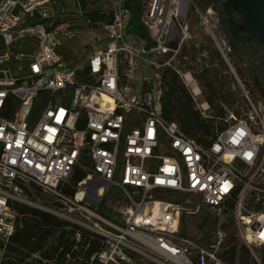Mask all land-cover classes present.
Returning a JSON list of instances; mask_svg holds the SVG:
<instances>
[{"label": "built area", "instance_id": "1", "mask_svg": "<svg viewBox=\"0 0 264 264\" xmlns=\"http://www.w3.org/2000/svg\"><path fill=\"white\" fill-rule=\"evenodd\" d=\"M50 1L0 0V264L13 260L7 247L24 215L17 205L32 203L33 192L75 224L64 227L68 250L44 256L57 244L49 240L20 264H233L221 227L212 242L180 235L183 206L165 194L196 195L232 216L250 255L238 264H264V98L247 92V110L229 112L223 121L234 120L204 143L162 115L161 71L190 37L194 0H141L148 42L128 32L132 0H71L75 14L61 20L44 11ZM207 10L218 29V13ZM85 29L87 54L65 57L62 39ZM208 30L229 63L227 42ZM76 171L84 175L66 195L60 187ZM110 190L126 202L123 220L98 211Z\"/></svg>", "mask_w": 264, "mask_h": 264}, {"label": "rangeland", "instance_id": "2", "mask_svg": "<svg viewBox=\"0 0 264 264\" xmlns=\"http://www.w3.org/2000/svg\"><path fill=\"white\" fill-rule=\"evenodd\" d=\"M94 1L95 0H88V4L93 5ZM219 1L220 0H210L208 3H205L203 0H194L197 11L193 10L189 16L190 37L181 44L179 50L173 55L170 65H165L161 72L163 73L165 69L175 70L179 82L189 91L191 96H193L192 90L194 88L192 84L186 82V79H184L185 74L189 73L193 83L198 87L200 92L198 97H194L195 99H193L196 108L203 117L212 116L216 113L215 108L210 106L206 101L209 95L208 88H206L209 81L217 91L223 94L222 98L221 96L214 98V103L218 102V104L222 106L224 118L229 112H233L235 117H239L242 112L246 111L249 107V101L245 95L247 92L250 100L253 102L264 97H262L258 87L253 83V77L246 69V65L241 58V54H245L243 47L233 45L230 42L222 24H220L221 26H219L218 29L213 28L210 24L211 20L207 12L209 8L218 13L221 19L222 14L220 12V7H218ZM140 3L141 0H135L133 2L134 6L140 5ZM43 9L47 14L59 17L60 20L69 19L75 14V9L72 7L71 0H51ZM138 24L139 22H137V20H133L129 26L130 32L139 34L148 42L144 28L141 27L142 30H144V34H140V32L137 31ZM209 28L212 29L217 39L224 38L227 42L230 51L226 49L224 51L237 78L233 74L229 63L226 62L222 55L219 46L210 34ZM83 32L81 37L74 40L62 39L61 53L65 57L87 54L90 41L92 40V34L86 29L83 30ZM149 46L150 44L148 43L145 48ZM146 56H148V54L143 53L139 61L140 69L148 72L149 68L143 60ZM170 56L171 54L168 57ZM162 73L161 75H163ZM204 102L207 104V108H203L202 103ZM233 120L234 119L231 118L228 122H224V125ZM165 196L168 200L179 202L183 206L180 220V235L193 237L203 243L212 242L214 239L213 232L218 227H221L225 231L222 250H228L234 244H242L236 220L232 216L222 217L218 215L214 210L202 205L200 198L196 195L165 194ZM29 200L32 203L19 204L26 207L37 208L48 213L50 212L45 210L44 207H53L55 202L53 198L39 192H33ZM125 206L126 202L123 200L121 194L118 191L110 190L103 197L101 204L98 206V211L109 220L120 221L124 218L123 209ZM50 214L54 215L53 213ZM54 216L66 222L68 225L75 224L57 215ZM25 218L27 217L23 215V220ZM204 220L213 222L214 225L210 226L208 223L203 224ZM7 256L14 257L11 253H7ZM235 258V264L239 262L244 263L250 260V255L246 260H243V255L239 252V254L236 253ZM29 263L32 264L33 262Z\"/></svg>", "mask_w": 264, "mask_h": 264}, {"label": "trees", "instance_id": "3", "mask_svg": "<svg viewBox=\"0 0 264 264\" xmlns=\"http://www.w3.org/2000/svg\"><path fill=\"white\" fill-rule=\"evenodd\" d=\"M134 1L135 0H132L131 3ZM203 1L208 3L210 0ZM138 12L139 5H133L131 22L133 20L139 22ZM96 14V11H93L86 15L95 16ZM222 21L223 19L221 17L220 22ZM141 27L142 26L139 22L137 31L140 32V34H144V30H142ZM128 32H130L129 28ZM162 74V115L165 119L175 121L185 134L193 137L200 143H204L208 138L213 137L217 130L224 127L223 108L218 102L214 103V98L219 96L222 98L223 94L217 91L210 81L206 87L209 92L206 101L210 106L215 108L216 113L212 116L203 117L200 111L196 108L195 101L189 91L179 82L175 70L165 69ZM254 81L258 90L261 92L262 97H264V90H262L259 80L255 78ZM83 175V173L76 171L67 182L63 183L60 190L66 195H72L75 190L74 187L76 181L82 178ZM17 209L27 218L23 220L22 227L13 234L7 247L8 253L13 254L14 256L13 260L8 259L4 264H20L30 252L41 251L49 240H54L57 244L48 246V248L43 251L44 256H49L58 248H62L63 251L69 249V245L67 244L69 239L67 236L70 232L66 231L64 228L68 225L66 222L37 208L18 204ZM205 223H208L210 226L214 225L213 222H207V220H204L203 224ZM72 232L73 230H71V233ZM82 236L85 243L90 241L92 249L98 246L96 238H89L85 233H83ZM237 251L243 255V260H246V258L249 257L248 251L243 245L238 247L237 244H234L229 248V256H226L225 259L234 264L236 262L235 257Z\"/></svg>", "mask_w": 264, "mask_h": 264}, {"label": "flooded vegetation", "instance_id": "4", "mask_svg": "<svg viewBox=\"0 0 264 264\" xmlns=\"http://www.w3.org/2000/svg\"><path fill=\"white\" fill-rule=\"evenodd\" d=\"M220 0L219 7L222 14ZM223 21L220 22L224 27V31L233 45L241 46L245 54L241 58L246 65V69L251 73L253 83L254 79L259 80L262 90H264V44H261L256 36L249 35L241 29L242 20L236 12H230L229 16L222 15Z\"/></svg>", "mask_w": 264, "mask_h": 264}, {"label": "water", "instance_id": "5", "mask_svg": "<svg viewBox=\"0 0 264 264\" xmlns=\"http://www.w3.org/2000/svg\"><path fill=\"white\" fill-rule=\"evenodd\" d=\"M220 5L222 15L236 12L242 20L241 29L264 44V0H223Z\"/></svg>", "mask_w": 264, "mask_h": 264}, {"label": "bare ground", "instance_id": "6", "mask_svg": "<svg viewBox=\"0 0 264 264\" xmlns=\"http://www.w3.org/2000/svg\"><path fill=\"white\" fill-rule=\"evenodd\" d=\"M184 79H186V82H189L190 84H192V87L196 90V91H198L199 89H198V87L193 83V81H192V79H191V77H190V75H189V73L188 74H185V78ZM191 87V88H192ZM203 105V108H207V104L204 102V103H202Z\"/></svg>", "mask_w": 264, "mask_h": 264}, {"label": "crops", "instance_id": "7", "mask_svg": "<svg viewBox=\"0 0 264 264\" xmlns=\"http://www.w3.org/2000/svg\"><path fill=\"white\" fill-rule=\"evenodd\" d=\"M199 95V94H198ZM198 95L196 97H198Z\"/></svg>", "mask_w": 264, "mask_h": 264}]
</instances>
